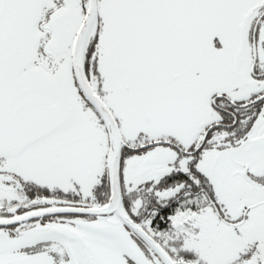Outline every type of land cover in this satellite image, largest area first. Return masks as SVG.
<instances>
[{
	"label": "snow or ice",
	"instance_id": "snow-or-ice-1",
	"mask_svg": "<svg viewBox=\"0 0 264 264\" xmlns=\"http://www.w3.org/2000/svg\"><path fill=\"white\" fill-rule=\"evenodd\" d=\"M0 264H264V0H0Z\"/></svg>",
	"mask_w": 264,
	"mask_h": 264
}]
</instances>
